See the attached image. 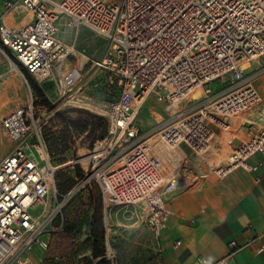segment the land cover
Segmentation results:
<instances>
[{"label": "built area", "instance_id": "2783aa9c", "mask_svg": "<svg viewBox=\"0 0 264 264\" xmlns=\"http://www.w3.org/2000/svg\"><path fill=\"white\" fill-rule=\"evenodd\" d=\"M62 20L103 39L105 56L93 60L77 51V37L72 44L60 39ZM6 52L15 58L30 99L0 120L3 136L15 145L0 162V264L41 263L30 253L48 249L52 235L64 230L69 201L93 185L100 189L104 223L108 210L137 206L159 239L171 216L170 196L199 187L211 173L223 178L237 169L256 173L264 167V124L245 116L263 104L252 80L264 72V0H7L0 13V54ZM77 54L114 76L119 94L113 102L80 99L82 73L68 61ZM255 64L260 68L245 76ZM27 76L42 88L51 85L52 103L60 109L89 110L107 120V136L87 149L86 162L78 155L61 166L53 163L44 135L50 118L39 114L51 106H41ZM227 76L238 85L214 95L213 84ZM199 90L204 101L193 100ZM152 95L174 121L150 143L136 121ZM190 98L193 103L177 109ZM234 121L246 130L245 141L226 165L209 167L215 126L236 134ZM132 147L134 153L125 154ZM257 155L262 160L251 163ZM76 166L81 177L61 196L57 175ZM258 242L255 252L264 256L263 233L246 245L230 242L229 253L217 262L198 257L195 264H237L236 254Z\"/></svg>", "mask_w": 264, "mask_h": 264}, {"label": "rangeland", "instance_id": "374dc122", "mask_svg": "<svg viewBox=\"0 0 264 264\" xmlns=\"http://www.w3.org/2000/svg\"><path fill=\"white\" fill-rule=\"evenodd\" d=\"M59 26L62 36L66 39V44H72L74 39L76 37L78 38L76 48L79 53H84L87 57L93 60H99L105 56L108 50L107 43L100 37L94 35L91 31L82 28L77 32V30L69 26L68 22L65 20H62L59 23ZM6 53V56L3 54L0 56V74L9 73L11 79L9 78V80L4 83V87L7 90L0 91V116L16 109L28 99V86L25 79L18 69L14 70V66L17 64L13 59V55L10 52ZM68 61L70 63V68H78L82 73L81 81L78 86V95L81 100L100 105H107L117 98L119 94V86L110 72L98 69L92 62L82 57L81 54H77L75 57L71 56ZM19 67L22 70L21 66ZM18 73L22 78L20 77L19 80L15 82L12 77L13 74ZM251 73L252 70H249L245 73V76H248ZM238 83L239 82L232 77L227 76L213 84L211 90L214 95L221 97L235 88ZM11 84L13 85V89L9 90ZM45 90L51 107L48 112H39V114L42 116V120L44 117L47 119L50 118L49 122L44 127V135L49 137L51 133L55 132L59 135L66 129L64 120L59 117L60 114L63 115L67 113L70 118L77 120L80 115L77 112H72V110L81 109H60L59 106L52 103L55 101L52 86H45ZM200 100H205V94H203V97ZM190 103H193L192 98L180 102L176 107L177 109H182ZM41 106L44 105L41 104ZM55 110L56 113L54 114L53 112ZM84 111L94 114L89 110ZM159 115L162 117V121L157 119ZM172 117V112L167 109L166 105L163 102L158 101L156 95H152L146 102L143 110L140 112L136 124L140 129V133L146 135L145 141L150 139V143H152L157 139V134L174 121ZM71 131L75 144L65 155L57 154L54 156L55 162H58L57 160L71 161L78 155L81 156L87 154L89 140L85 135L79 134L74 130ZM2 137L13 143L10 138L0 135L1 139ZM134 148L135 147L127 149L125 153H132ZM230 152L231 149L226 146H224L223 151L220 153L217 152V150H213V153L217 155V158L219 155L220 161L226 159ZM118 162L119 159L116 158L110 164V167L114 168ZM79 170L81 171L79 166L60 170V174L63 177H61V181L57 183L58 189L60 190V184L68 183L69 181H73L74 184H77L78 179L81 177V175H79ZM96 186L97 187L95 188L93 185L92 189L78 194L69 201L64 209L66 222L65 231L63 230L52 235L47 250L38 249L30 253L29 256L31 259L37 263L42 259V262L39 264H96V260L92 258V241L90 239L89 229V219L94 212L96 205L93 198L96 196V199H101L99 186ZM126 208H128V210L121 211L119 215H117L116 208L107 211L105 220L107 248H109V251H107V254L109 252V257H107L112 261V264H149L152 259V249H150L147 240L148 238L154 239L155 236L146 227L145 223H141L142 228L139 231L129 228L127 226L128 224L120 227L115 226L112 223L115 213L118 218L122 217L130 220V210H141L137 206H129ZM67 229H69V231H67ZM141 230H143V232ZM142 233L144 239H140ZM137 241L138 243H136Z\"/></svg>", "mask_w": 264, "mask_h": 264}, {"label": "crops", "instance_id": "0c3cea01", "mask_svg": "<svg viewBox=\"0 0 264 264\" xmlns=\"http://www.w3.org/2000/svg\"><path fill=\"white\" fill-rule=\"evenodd\" d=\"M5 1L7 0H0V13ZM24 15L25 13H22L20 17ZM22 24L23 22L18 23V25ZM59 38L66 42L61 32ZM259 68L260 65L255 64L249 69L252 73L248 76L254 75ZM20 77L19 73L13 74L12 79L17 82ZM9 78L11 79L9 73L0 74V91L7 90L4 83ZM252 82L263 99V104L257 112L245 116L264 124V72L255 76ZM11 89H13L12 84L9 90ZM27 90L28 99L19 107L26 106L29 102L30 93L28 88ZM7 114L1 115L0 120ZM157 119L162 121L160 115ZM232 125L233 129L237 130L236 134H224L218 126H215L218 136L213 143L209 167L226 165L233 149L245 141L246 130L241 128L239 122L234 121ZM0 135L3 136L1 129ZM0 145L1 162L15 145L3 137L0 138ZM224 146L230 148L231 152L226 159L220 161L219 155L217 158L213 150L220 153ZM261 160L262 156L257 155L251 159V163L257 164ZM209 167L200 164V168L204 171L209 170ZM168 204L171 216L167 228L163 230L159 239L154 237L147 240L152 249V259L150 258L149 264H195L198 257H205L212 263L217 262L229 253L230 242L236 241L238 245H246L254 237L264 233V167L256 173L237 169L223 178L211 173L199 187L170 196ZM124 210L128 208H116L117 215ZM130 212V220L118 218L115 213L113 225L121 227L128 224L129 228L139 231L142 228L141 223H144L143 211L133 209ZM143 236L142 233L140 239H144ZM259 244L260 242L237 253L236 263L264 264V256L255 252Z\"/></svg>", "mask_w": 264, "mask_h": 264}, {"label": "trees", "instance_id": "16d2710c", "mask_svg": "<svg viewBox=\"0 0 264 264\" xmlns=\"http://www.w3.org/2000/svg\"><path fill=\"white\" fill-rule=\"evenodd\" d=\"M13 59L15 61V58ZM22 70L26 74L25 69L22 68ZM27 78L34 91V94L39 99V101H41V104L46 107H50V102L47 98V92L45 88L40 87L30 76H27ZM72 112L79 113L80 117L77 120H73L68 116L67 113L63 115L60 114L59 117L64 120L66 129L59 135L55 132L51 133L49 137L45 135L48 149L55 165H62L69 162V160H57L58 162H55L54 156H56L57 154L65 155L69 150H71L72 146L75 144L72 138L71 130H74L79 134L85 135V137L89 140L90 148L93 146V143L96 140L103 139L107 136L108 124L106 119L100 118L84 110H72ZM79 175H81V171L79 172ZM61 177L63 176H61L59 172L57 175V183L61 181ZM75 185L76 184H74L73 181L60 184V195H67L74 188ZM94 186L95 188L97 187L96 185ZM93 199L94 202H96V205L94 208V212L92 213L89 219L90 239L92 241V258L96 260V264H112V261L107 257V234L104 223L102 201L101 199H96V196ZM65 229L66 222L64 226V231ZM67 231H69V229H67Z\"/></svg>", "mask_w": 264, "mask_h": 264}, {"label": "bare ground", "instance_id": "6f19581e", "mask_svg": "<svg viewBox=\"0 0 264 264\" xmlns=\"http://www.w3.org/2000/svg\"><path fill=\"white\" fill-rule=\"evenodd\" d=\"M249 65L247 64V65H245L244 67L245 68H247ZM15 67V66H14ZM17 68L15 67V70H16ZM202 98V91L201 90H199V91H197L195 94H194V96H193V100H200ZM126 154V153H125ZM79 160L80 161H85L86 162V155H81L80 156V158H79ZM123 163H121V165H122Z\"/></svg>", "mask_w": 264, "mask_h": 264}]
</instances>
